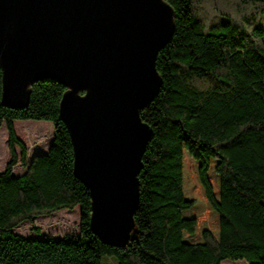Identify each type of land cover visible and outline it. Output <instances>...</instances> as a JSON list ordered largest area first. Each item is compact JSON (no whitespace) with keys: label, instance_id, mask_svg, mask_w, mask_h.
<instances>
[{"label":"trees","instance_id":"16d2710c","mask_svg":"<svg viewBox=\"0 0 264 264\" xmlns=\"http://www.w3.org/2000/svg\"><path fill=\"white\" fill-rule=\"evenodd\" d=\"M164 1L175 30L157 57L159 94L141 113L152 139L125 248L92 232L90 193L74 176L60 114L65 86L42 80L27 108L12 109L3 104L0 67V127L11 156L0 171V264H264V0ZM16 121L52 123L49 151L30 158ZM77 207V238L14 232Z\"/></svg>","mask_w":264,"mask_h":264},{"label":"water","instance_id":"95a60500","mask_svg":"<svg viewBox=\"0 0 264 264\" xmlns=\"http://www.w3.org/2000/svg\"><path fill=\"white\" fill-rule=\"evenodd\" d=\"M164 0H0L3 104L25 109L31 87L52 80L91 197V229L125 248L136 232L142 159L152 139L141 113L158 96L157 57L174 35Z\"/></svg>","mask_w":264,"mask_h":264},{"label":"rangeland","instance_id":"374dc122","mask_svg":"<svg viewBox=\"0 0 264 264\" xmlns=\"http://www.w3.org/2000/svg\"><path fill=\"white\" fill-rule=\"evenodd\" d=\"M36 123V122H33ZM19 138L23 141L27 137L28 131L24 124L18 122L15 124ZM8 131L6 126L0 127V171H3L10 161L11 156L8 148ZM18 154L20 151L16 148ZM23 172L22 167L15 168V174ZM80 207L73 211L64 210L47 217L35 218L32 223L25 222L15 229V233L24 237H52V238H77L80 234ZM40 230L37 234L35 231ZM103 264H117L115 260L105 257ZM222 264H246L244 261H224Z\"/></svg>","mask_w":264,"mask_h":264},{"label":"crops","instance_id":"0c3cea01","mask_svg":"<svg viewBox=\"0 0 264 264\" xmlns=\"http://www.w3.org/2000/svg\"><path fill=\"white\" fill-rule=\"evenodd\" d=\"M18 122L24 124L28 131L27 137L23 139V142L28 148L29 157L32 158L37 154L47 153L55 139V131L52 123L16 121L14 125ZM16 132L18 134L17 130Z\"/></svg>","mask_w":264,"mask_h":264}]
</instances>
